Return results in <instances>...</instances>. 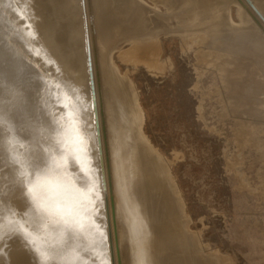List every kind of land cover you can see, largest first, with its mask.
<instances>
[{"label": "rangeland", "instance_id": "374dc122", "mask_svg": "<svg viewBox=\"0 0 264 264\" xmlns=\"http://www.w3.org/2000/svg\"><path fill=\"white\" fill-rule=\"evenodd\" d=\"M130 1L172 23L129 33L126 22L113 41L88 40L75 31L90 8L76 14L71 4L60 22L55 0H0V264H42L37 250L54 254L52 264H111L105 196L114 264L150 262L141 259L144 240L127 231L136 212H124L106 187L115 166L98 159L96 140L113 109L101 69L89 72L88 52L112 66L117 93L141 111V133L181 210L176 224L187 240L177 255L187 264H264V52L236 32H213L215 14L189 22L190 13L167 15L168 0ZM248 1L228 0L221 9L231 26L256 35L259 23L240 9ZM51 33L58 38L47 44ZM46 174L53 215L42 219L30 205Z\"/></svg>", "mask_w": 264, "mask_h": 264}, {"label": "bare ground", "instance_id": "6f19581e", "mask_svg": "<svg viewBox=\"0 0 264 264\" xmlns=\"http://www.w3.org/2000/svg\"><path fill=\"white\" fill-rule=\"evenodd\" d=\"M55 1L59 2L58 9L60 15L58 20L60 22L67 19V17L62 13V10L69 9V6L71 4H75L77 6L75 11L76 14L80 13V11H84L86 8H90L88 13L89 16L80 24L79 28L75 31V33H79V35L85 36L88 40H94L97 37L101 36L108 38L107 40L113 41L115 40V36L113 34L114 29L116 27H123L126 22H132L131 27L129 28V33L138 32V30H140L138 28L143 24H150V26L155 27L157 23L159 24V26H169L165 24L166 22H168V24L172 23L169 18H166V16L164 17L158 15V9L156 10V8H146L141 3H135L130 0ZM176 1L178 2L173 5V2ZM227 2L228 0H168L167 7L169 10L167 12V15L170 12L169 14H175L178 19L183 20V18L188 13H190V15L192 16L188 17V21L191 20L189 22H197L198 19L204 18L210 14H215L218 16V18L208 23L212 24V26H210V29L213 32L220 36L236 32L237 37H243L249 40L257 54H262L264 52V0H249L247 3H241L240 5L243 18L246 19V17L251 16V19L246 20L247 22L255 21L254 23H259L256 35H252L250 29L247 27L236 29L235 27L230 25V19L228 17L227 9L225 10L226 13L225 11L222 12L221 9L224 5L227 4ZM254 7L258 8V13H256L255 15L253 13ZM208 9L210 10L207 13L206 11ZM80 18L81 16L78 17V20H80ZM163 18H166V20H164ZM102 21L104 22V24L102 26H97L100 25V22ZM54 22L55 20L52 21V26ZM69 22L71 24H75V22L72 20H69ZM94 24H96V26H93ZM47 30L49 32H52L54 31V28L51 27L50 30ZM53 38H58L56 33H51L46 39V43L50 44ZM106 38H104V44L106 43ZM103 48H107V46L104 45ZM87 56L89 59V63L93 65L92 70L89 72H93L94 69L96 70L100 68L101 73L104 77V81L108 85L107 98L110 102L111 111L113 109V120L110 118L112 120H110L112 124L109 123L111 125H109L108 128H101L103 130H101V135L97 138L96 144H100L99 146H102L103 151L99 152L97 150L96 152H99V156L102 157L98 159H104V157H108L115 166V172L113 171V174L112 171H109L113 168H107L109 169L107 170L109 171V173L106 182L108 186L106 187L110 186L109 188L112 192V195L116 200H118L119 205L121 206L123 211L129 210V212H136L134 213L135 218L133 217L135 221H129L123 218L125 219V222L126 220L128 221L130 226L127 231L130 235H134L137 233L139 235V238H142L144 240L145 245L142 246V248L145 247V249L143 250L141 259H143L145 256H148L150 259L149 264H187L188 259L185 256L177 255V252L180 251L179 248H183V245L187 240L185 235L180 234V227H178L179 225L176 224V215L181 214V210L179 208L174 209L173 204L176 200L172 198L171 182L166 172L164 171L161 161L158 159V154L151 149L148 142H146L147 140L145 141L141 133V111L139 108L132 109L131 100L129 99L128 101L126 99L124 101L122 96L117 93L116 88L121 87V83L113 75V70L111 68L112 66L107 63H105V66L102 65V63L97 64L93 59V56L89 52L87 53ZM65 66L67 67V65ZM130 96H132V100L135 105L136 93L134 89L130 91ZM128 102L131 103V106L130 104L128 106ZM131 122H137V130L136 128H133L134 123L132 124ZM131 124L133 125V127H131ZM114 135H116V137L119 136V138L114 137ZM123 143L124 145H128L124 146L128 148L127 150L124 149ZM125 150L128 152H126ZM132 150H134V152L129 153ZM109 162L110 161L108 160V165ZM113 164L110 163V165ZM96 202L99 203V201ZM113 202L115 201L113 200ZM114 204H111V206ZM119 205L117 203L116 206ZM116 208L119 209L118 207ZM122 215L126 216L125 213L123 214V212ZM125 222L123 226H125ZM122 237H124V235H122ZM131 242L132 241H130V243ZM125 262H127L126 259ZM134 262L135 261H132V263ZM88 264H90L89 261Z\"/></svg>", "mask_w": 264, "mask_h": 264}, {"label": "snow or ice", "instance_id": "6c2138e0", "mask_svg": "<svg viewBox=\"0 0 264 264\" xmlns=\"http://www.w3.org/2000/svg\"><path fill=\"white\" fill-rule=\"evenodd\" d=\"M51 187V182L46 174V178L44 181L39 183L32 194V203L30 205L33 213L40 218H44L45 216L50 217L53 213L47 206L46 197H47V189ZM47 225H44L46 228ZM39 236V233H37ZM38 254L41 257L42 264H52L56 260V256L51 253H40L39 250Z\"/></svg>", "mask_w": 264, "mask_h": 264}, {"label": "water", "instance_id": "95a60500", "mask_svg": "<svg viewBox=\"0 0 264 264\" xmlns=\"http://www.w3.org/2000/svg\"><path fill=\"white\" fill-rule=\"evenodd\" d=\"M104 210H105V216H106L107 242H108V248H109L110 262H111V264H114V262H113V250H112L111 229H110L109 212H108V205H107L106 196L104 197Z\"/></svg>", "mask_w": 264, "mask_h": 264}]
</instances>
